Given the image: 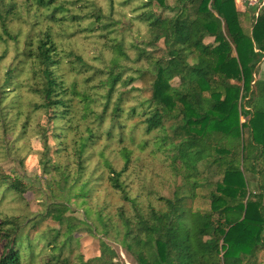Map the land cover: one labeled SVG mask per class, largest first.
Listing matches in <instances>:
<instances>
[{"label":"trees","instance_id":"16d2710c","mask_svg":"<svg viewBox=\"0 0 264 264\" xmlns=\"http://www.w3.org/2000/svg\"><path fill=\"white\" fill-rule=\"evenodd\" d=\"M31 1L47 28L25 38L7 30L0 34V45L9 40L16 43L10 62L7 49L0 54V129L4 134L17 131L25 115L21 93L28 90L40 100L39 104L30 100L29 107L43 110L46 116L38 128L44 144L40 164L46 173H56L61 194L70 198L74 193V201L89 197L92 186L101 181L85 180L89 149L118 142L125 152L123 168L118 170L103 153L102 164L110 186L131 206L132 214L120 208L118 216L124 248L137 264H264V80L255 79L264 59V8L256 17L254 12L253 28L247 32L237 0H120V6L138 3L134 21L146 27L149 40L143 48L132 45L134 62L123 45L108 46L116 59L100 68L74 48L60 45L58 38L74 36L76 32L70 31L81 25V32L112 34L117 24L115 0H106L105 6L97 0H79L83 15L70 17L67 14L75 1ZM14 8V0H0L3 26ZM55 27L63 28L62 32ZM206 39L214 41L207 44ZM161 41L164 49L157 56L161 50L150 48ZM123 60L141 65L135 72L149 78L152 92L150 98L128 109L123 106L126 93L138 90H117L119 85L135 82ZM233 62L235 72L229 68ZM176 79L178 86L172 84ZM138 115L142 121L132 129V140L137 130L144 131L148 138L141 145L162 153L171 171L182 179L173 198L158 199L160 208H144L124 181L131 162L125 145L126 120ZM82 123L84 130L78 128ZM155 132L159 133L155 140L149 139ZM69 136L74 160L64 163L59 157L68 150ZM247 174L258 179L253 192ZM205 188L211 189L209 211L186 205L197 198L198 189ZM26 191L20 177L0 171V204L9 196L21 200ZM45 210V214L23 216L0 212V237L5 242L0 264L40 260L72 264L65 255L72 237L64 241L63 232L53 229L31 237V229L58 215L56 207ZM76 227L68 224L64 234L72 235ZM101 247L100 256L87 261L81 257L77 264H120L109 245Z\"/></svg>","mask_w":264,"mask_h":264},{"label":"rangeland","instance_id":"374dc122","mask_svg":"<svg viewBox=\"0 0 264 264\" xmlns=\"http://www.w3.org/2000/svg\"><path fill=\"white\" fill-rule=\"evenodd\" d=\"M74 1L77 4L71 7V10L67 14L68 17L73 13L83 15L81 8L83 3L79 2V0H72L71 2ZM97 1L104 6L107 5L106 0ZM119 1H114L113 17L117 24L112 29V34L106 33V37H103L100 32H81L80 30L84 28L81 25L70 31L71 33L76 32L74 36L71 37L68 33L66 36L62 35L59 37L58 41H60V45L74 48L78 54L90 61V64L102 68L110 65L111 61L116 59L115 51L109 50L107 47L113 44H121L132 57V62H134L136 53L132 49V45H138L142 48L146 45L149 40L147 29L145 26L134 21L133 12L138 7V3L131 2L129 5L120 6ZM169 2L173 3V0H169ZM14 3L15 8L11 9V13L6 15V26L2 25L0 19L1 35H5L4 30H7L12 34L20 33L22 38H25L28 34H36L38 30H45L47 28L46 19H44L39 9L32 6L31 0H14ZM236 7L241 12L240 19L242 26L247 32H251L255 9L247 8L238 1H236ZM56 30L60 34L63 28H57ZM213 41L214 39H206L205 42L209 44L213 43ZM23 44L24 42L20 41L18 45L23 47ZM15 45L16 43L11 40L8 41V44L3 43V45H0V54L3 50L7 49V62H10L11 58L15 56ZM150 49L161 50L157 54V56H160L164 49L163 42L161 41L155 48ZM122 62L123 64H128L127 66L131 68L129 72L135 77V82L129 86L119 85L117 90L120 92L131 90V88L138 90L126 93L123 106L125 109H128L150 98L152 92L149 78L146 76L141 77V74L135 72L136 69L141 68V65L129 64L130 61L127 60H123ZM229 68L235 72L237 69L236 62L230 64ZM255 79L264 80V59L258 68ZM172 84L178 86L179 81L176 79ZM117 97L118 94L115 95V98ZM21 100L24 104L23 112L25 115L20 119L17 131H10L8 134H4L3 130L0 129V171L6 175L20 177L26 184L27 191L21 200L16 197V199H13L11 196L6 197L0 204V212L10 216H23L39 213L45 214L46 208L52 209L56 207L57 218L52 215L48 216L39 227L31 229V237H34L38 231L50 229L61 230L64 235V238L62 237L64 241L66 238L72 237L73 241H69L70 246L68 244L65 252V255L70 258L72 264H77L81 257L87 261L100 256L103 243L109 245L116 253L115 262L120 264H137L133 256L127 253L124 248V229L118 216L120 208L124 209L127 214H132L131 206L122 199L121 193L115 191L110 186L107 179V169H104L102 164L103 157L101 153L118 170L123 168L125 164V152L121 150L120 144L118 142L101 143L89 149L87 156H90V159L87 161L85 180L89 178H93V180L101 178V181L92 186L93 189L89 197H78L74 201V193L70 194V198L67 193L61 194L56 173L54 171L46 173L40 164L41 155L44 152V144L38 128L40 124L45 123L46 116L43 110H35L28 105L30 100H33L37 104L40 103V100L30 94L28 90H22ZM138 121H142L141 115L136 116L132 120H126L125 145L128 147L127 155L130 156L131 162L124 181L131 194L140 197L144 208L150 205L160 208L158 199L161 197L173 198V192L177 187L181 186L182 179L171 171L162 153L153 152L151 148H144L141 145V142L148 138L144 135V131L135 130L134 136L136 140H132V129L135 128ZM241 122H245V119L242 118ZM24 124L26 125L25 128L23 127ZM166 124L168 127L170 126V122ZM84 125L85 123H82V127L78 128L84 130ZM22 131L24 132L23 136H20ZM158 134L157 132L153 133L149 139L155 140V136ZM169 134L172 133L169 131ZM243 135L246 141L248 137V129L246 127L243 128ZM18 138L22 140L17 142ZM66 144L68 150L60 155L59 160L64 163L73 162L74 144L70 136L67 138ZM165 155L167 154L165 153ZM72 170L75 171V168H72ZM246 178L249 190L251 192L255 191L258 181L257 177L247 174ZM218 179L219 177H216L213 180L217 181ZM210 191V188L198 189L197 198L195 200H188L186 205L192 206L195 210L209 211L211 208V202L208 198ZM59 218H63V223H60ZM1 221L2 217H0V223ZM68 224H70V227H73V225L77 226L73 230L72 235L69 236L68 234H64ZM119 230L121 234L118 233L120 232ZM4 245L5 242L0 237V256L4 251ZM262 260L263 254L259 257V261ZM35 264L43 263L40 260Z\"/></svg>","mask_w":264,"mask_h":264},{"label":"built area","instance_id":"2783aa9c","mask_svg":"<svg viewBox=\"0 0 264 264\" xmlns=\"http://www.w3.org/2000/svg\"><path fill=\"white\" fill-rule=\"evenodd\" d=\"M245 5L247 8L255 9V15L258 16L260 11L264 8V0H237Z\"/></svg>","mask_w":264,"mask_h":264}]
</instances>
